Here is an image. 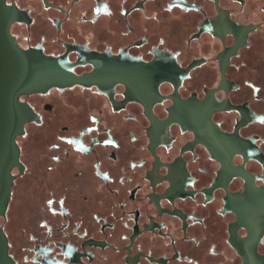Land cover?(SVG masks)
I'll return each instance as SVG.
<instances>
[{"label": "water", "instance_id": "obj_1", "mask_svg": "<svg viewBox=\"0 0 264 264\" xmlns=\"http://www.w3.org/2000/svg\"><path fill=\"white\" fill-rule=\"evenodd\" d=\"M263 31L264 0H0V264H253Z\"/></svg>", "mask_w": 264, "mask_h": 264}, {"label": "flooded vegetation", "instance_id": "obj_2", "mask_svg": "<svg viewBox=\"0 0 264 264\" xmlns=\"http://www.w3.org/2000/svg\"><path fill=\"white\" fill-rule=\"evenodd\" d=\"M240 85L236 100L264 136V31ZM253 264H264V243Z\"/></svg>", "mask_w": 264, "mask_h": 264}]
</instances>
